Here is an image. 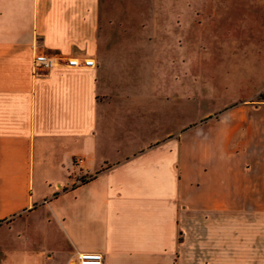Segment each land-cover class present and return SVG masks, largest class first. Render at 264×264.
<instances>
[{
    "label": "crops",
    "instance_id": "0c3cea01",
    "mask_svg": "<svg viewBox=\"0 0 264 264\" xmlns=\"http://www.w3.org/2000/svg\"><path fill=\"white\" fill-rule=\"evenodd\" d=\"M182 6L0 0V264H264V105L183 131L119 29Z\"/></svg>",
    "mask_w": 264,
    "mask_h": 264
},
{
    "label": "rangeland",
    "instance_id": "374dc122",
    "mask_svg": "<svg viewBox=\"0 0 264 264\" xmlns=\"http://www.w3.org/2000/svg\"><path fill=\"white\" fill-rule=\"evenodd\" d=\"M182 1L167 9L165 22L119 25L144 33L145 62L159 67L149 72L160 82L154 95L165 97L168 109L181 106L183 131L264 105V0ZM155 10L151 17L160 14Z\"/></svg>",
    "mask_w": 264,
    "mask_h": 264
},
{
    "label": "built area",
    "instance_id": "2783aa9c",
    "mask_svg": "<svg viewBox=\"0 0 264 264\" xmlns=\"http://www.w3.org/2000/svg\"><path fill=\"white\" fill-rule=\"evenodd\" d=\"M64 60L69 66H78L82 63L84 66H93L94 59L85 58L79 61L75 57L63 58L60 55H46L39 53L34 56L32 66L35 71L44 72L48 70L56 61ZM83 164L82 157H76L74 159V167L80 170ZM83 175H78L74 184H79L84 181ZM76 264H104V257L100 252H81L77 254Z\"/></svg>",
    "mask_w": 264,
    "mask_h": 264
}]
</instances>
